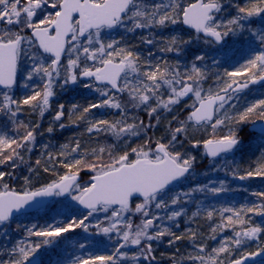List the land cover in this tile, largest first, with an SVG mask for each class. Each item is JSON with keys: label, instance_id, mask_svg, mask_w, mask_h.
<instances>
[{"label": "snow or ice", "instance_id": "obj_1", "mask_svg": "<svg viewBox=\"0 0 264 264\" xmlns=\"http://www.w3.org/2000/svg\"><path fill=\"white\" fill-rule=\"evenodd\" d=\"M229 8H234L236 14L226 20L220 19ZM254 18L264 20V0H247L243 4L232 3V0H168L150 5L144 0H0V88L4 89L0 91V115L8 118L17 133L13 137L0 134V165L15 169L27 163L22 152L30 153L36 147L37 137L43 135L38 131L39 123L29 125L18 119L25 106L38 110L42 117L52 108L51 101L58 94L57 89L69 85L83 83L84 88L95 91L100 99L87 105L73 103L68 106L70 110H66L64 104H58L46 131L52 133L56 125L63 129L84 122L90 134L110 132L123 141V146L113 144L91 149L82 146L79 140L73 141L74 147L63 145L59 154L65 161L72 157L71 162L61 163L67 171L43 187L23 194L13 191L4 182L6 176L11 177L14 173L0 171V187L3 188L0 191V225L10 221L15 211L37 197L67 195L87 209L80 218H69L67 222L44 228L37 225L26 228L28 238L43 239L39 243L20 241L11 249L10 258L0 264H32V258L41 247L76 229L85 233L94 229L96 234L110 240L115 237V240L111 253L78 256L72 264H140L141 261L150 264L156 260L153 242L163 241L165 237L170 245L185 239L194 242L196 253L187 256L191 264H245L256 255L254 251L242 249L250 241L264 236V222L256 224L250 217L246 218V214L264 217V192L254 193L262 198L260 204L221 211L223 222L211 228V239H217L218 229L220 232L231 229L232 235L223 237L218 247L209 249L207 241L195 231L177 235L163 221H176L184 215L183 208L170 210L171 206L181 205L183 198L191 197L193 192L218 194L225 190L223 184L220 187L204 185L182 195H170L171 186L186 178L197 163L191 150H180L186 141L192 148L202 146L204 154L216 161L242 145L240 125L264 121V99L249 104L242 111L232 103L250 85L264 83V50L234 71L225 70L223 75L217 73L215 87L205 88L209 75L198 63L205 60L204 56L196 55L191 67L182 70L179 61L175 64L168 61L153 63L151 51L144 57L136 50L137 45L125 43L123 37L105 38L107 32L117 28L135 33L184 25L194 30L187 38L174 34L166 40H158L152 38L151 31L148 36L140 37L143 44L162 43L159 51L182 53L197 40L221 42L229 35L242 33L246 30L244 22L251 23ZM256 35L264 45V28ZM25 59L29 66L22 72ZM241 73H247V76L237 79ZM36 80L40 83H34ZM17 87L30 91L17 98ZM125 95L127 102L122 99ZM185 98L192 99L191 104H185L192 109L186 120L173 115L172 120L177 126L173 128L172 120L168 121L167 142H163L164 137L153 141L148 136L149 129L159 125L163 112H173ZM129 104L133 109L144 111L149 122L145 124L142 119L132 117L134 122L129 123ZM101 108L118 110L120 118L111 121L90 118L94 110ZM230 110L234 111L230 114ZM205 124L212 127L213 133L223 125L228 128V133L202 140L191 138L189 129ZM260 133L264 136V127ZM142 134L146 139L135 147L124 139ZM41 147L47 149L48 145ZM89 153L96 157L95 161L88 159ZM104 154H107V160L102 158ZM46 155L54 167L53 154L46 152ZM35 163L39 166L41 160L37 159ZM82 168L93 173L86 183L79 179ZM49 170L46 162L44 171ZM30 171L35 170L30 167ZM253 177L264 178V153L237 178ZM162 210L170 212L162 216L159 214ZM98 213H103L104 219L91 224L90 218ZM224 213L231 215L225 217ZM213 215V211L207 212L208 219ZM135 217H139V223H134ZM86 247L84 243L79 244L80 249ZM132 248L138 251L130 255L125 249ZM260 253H264V244L260 246ZM172 260L177 264L176 257Z\"/></svg>", "mask_w": 264, "mask_h": 264}, {"label": "trees", "instance_id": "obj_2", "mask_svg": "<svg viewBox=\"0 0 264 264\" xmlns=\"http://www.w3.org/2000/svg\"><path fill=\"white\" fill-rule=\"evenodd\" d=\"M144 2L150 5L153 2L167 3L168 1L166 2L165 0H144ZM237 2L243 4L246 3L247 0H232V3ZM235 14V9L229 8L226 12L222 13L221 19L226 20L228 18H231ZM244 23L246 26V30L242 33L238 32L236 35H229L227 43L225 40L224 43L219 46L213 43H208V45L213 48V50H215L216 52L217 50H219V48H221V46H223L224 48L228 46L230 50L229 56H223V54H219L217 57H215L216 61L215 63L213 62L214 65H210L211 55H206L201 50V48H199L200 46H188L184 49V53L181 54V59L184 60H179V63H181L180 65L182 70L184 68L191 67V64L196 55L204 56L205 60L202 63H198L199 66L204 67L206 69L209 75V79L205 82V84L215 87L213 82L215 83V76L217 73L223 75L225 70L234 71L238 69L242 64L246 63L247 59L251 58L258 51H260V48H258L259 46H263L262 50H264V45L260 44L259 36L256 35L259 29L264 28V20L254 18L253 22L249 23L248 21H245ZM163 29L164 30H161V33L157 34L161 35L162 39L163 36L170 34L167 28ZM121 30L123 31L119 33L120 35L116 34V36H113V38L120 39L121 37H123L125 43L129 45H137L138 47L136 48V50L139 53L142 52L146 44L140 42V37L142 35H147L145 33H140L139 31H136L135 33H128L125 32L124 29ZM173 31L175 32V34H179L184 37L185 35H188L189 32L194 33V31L184 29L180 26L174 29ZM177 31H179V33H176ZM253 31L255 32L254 35H250ZM172 35L174 34H171L168 37ZM247 37H249V39H257L259 41L258 47L251 46L247 41ZM167 38L164 39L166 40ZM199 41L200 43H203V40H197L196 42L199 43ZM161 47H163L162 43L160 44V48ZM149 51L150 50L148 49L146 52ZM211 53H213V51ZM145 54L148 55V53ZM171 54L172 52H163L159 51L158 49V51L154 54V57H158L159 55H161V62L168 61L170 63L172 62V60L170 59V57L172 58ZM157 61H159V59H155L153 63ZM246 76L247 73H242V75L238 76L237 79H244ZM29 91L30 89H27L24 92L20 89V87H17V98H20L21 96L27 94ZM57 93L58 94L51 101L52 108L49 111L45 112L42 117L38 110H31L28 108V106H25V111L21 112L18 117L20 121L29 125L39 123L40 128L38 129V131L42 132L43 135H39L37 137L36 147L30 153L22 152L27 163H23L20 165L19 168L15 169L9 167L8 165H0V171L6 173H14V175H12L11 177L6 176L4 178V182H7L12 190H15L17 192H25L39 189L45 184L50 183L53 179H56L58 175H62L67 171V169H64L61 166V163L65 162V157L61 156L59 153L63 145H70L75 139L80 136L81 131L86 129V124L84 122H79L77 124H70L69 126L63 129L59 128V126L56 125L55 130L52 133H48L46 129L52 123V116L56 109V106L58 104H64L66 106V110H70L68 106L73 103L79 105H87L90 102H96L98 99H100V97L95 91H87V89L84 88L82 84L75 85L73 88H71V86L69 85L64 89H57ZM122 99L127 102L126 95L122 97ZM260 99H264V84L251 87L248 90L239 93L236 107L238 110L242 111L249 104ZM129 109H133L130 104L128 106L127 115H136L138 116V118L142 119L145 124L149 122V119L146 118V113L141 109H133V112H131ZM190 110L191 108L185 109L178 118L180 120H186ZM232 111L234 110H231L230 113ZM92 117L96 119H108L111 121L119 119L120 112L114 111L112 109L101 108L99 110H94L91 113L90 118ZM253 119H255V117ZM65 122L67 123V121ZM128 122L132 123L134 121L133 119H128ZM152 123L155 125V118H153ZM172 123L173 128L174 126H177V122L175 120H173ZM250 124L251 122H248L239 126V136L242 140V145L240 146V148L236 150L233 155H229L228 153L223 158H217L216 161L226 159L227 161H224L225 163H227L228 168L217 169L214 164V161L209 160L206 156H204L200 162H197L195 164L194 170L192 171L194 172V175L190 182H187L189 180H186V182L184 183H178L174 185L175 187L180 188V195H182L184 192H191L193 188L203 187L204 185H209L210 187H220L221 184H223V187L225 189L224 191L218 194H213L210 191H196L192 193L191 197H184V202L181 205H176V209L183 208L185 214L181 217H178L176 221H168L167 219L163 221V224L170 227L174 232H176L177 235H186L191 230L197 232L199 234V237H202L204 235L211 237L213 235V233L211 232V228L223 222L221 220L220 214L224 208H233L239 210L246 207H250L253 204H260L262 202V198L254 195V193L264 192V178L253 177L249 179H244L245 181H242L241 179L237 178L239 175H242L244 171L248 170L250 166L258 160L262 152L261 149L264 150V143L261 142L264 136L251 132L248 129ZM193 128L189 129L191 133V138L197 139L199 137H202L201 140L212 138L213 135L222 136L225 135L226 131H228V128L225 126H222L220 131H215V133H208L206 129H200L204 127L196 126ZM5 133L9 137L17 135V133L14 131V125L8 120L7 117L0 115V134ZM206 133L207 135H205ZM91 134L92 136L87 135V140L86 138H84L83 141H81L82 146L91 149L97 148L99 146L116 144V141L114 137L111 136L110 132ZM141 136L142 135L138 137L140 138ZM256 137L259 138L256 139ZM42 145H48V148L44 149L41 147ZM130 146L132 147L133 144L131 143ZM46 152H51L53 154V160L56 161L54 167L53 163L48 162V156L46 155ZM78 157L80 158L79 155ZM102 158L104 160H107V154H104ZM37 159L41 160V165L39 166L35 163ZM88 159L95 161L96 157L92 156L91 153H89ZM46 162L47 166L50 169L48 172L44 171V165ZM29 166L35 171H30ZM233 172L236 173L235 176L233 175ZM79 174L81 175V183L88 182L89 178L93 175V173L87 170L86 168H82ZM25 177H28L27 181L25 180ZM0 188V190H3L2 187ZM48 205L41 208L35 213L22 214L20 216H22L23 218H27L28 222H32L33 216L39 214L41 216L40 221L43 222V224H52L53 222H57L58 220H56V216H54L56 215V213L51 214L50 212L46 211L49 207ZM208 211L214 212L212 219L207 218ZM193 213H197V215H193ZM223 215L226 217L228 215H231V213H224ZM247 217H250L252 221L256 224L264 222V217L254 215L252 213H247L246 218ZM230 235H232L231 229H228L224 232H220L218 229L217 241H213L211 243H215V245L219 246L220 240L223 237ZM70 237H72V235H70ZM198 242L199 239L196 241V243ZM193 244V241L185 239L177 241L176 243L170 245L168 243V237H165L163 241L153 242V247L155 248L154 255L156 256V260L151 261L150 264H170L171 262H173L172 257L179 258L181 261L183 259V261L186 262L185 258L187 257V248L191 247ZM249 248L251 247H247V249L245 248L242 251H249ZM9 258V252H5L0 257V261L8 260ZM260 264H264V262Z\"/></svg>", "mask_w": 264, "mask_h": 264}, {"label": "rangeland", "instance_id": "obj_3", "mask_svg": "<svg viewBox=\"0 0 264 264\" xmlns=\"http://www.w3.org/2000/svg\"><path fill=\"white\" fill-rule=\"evenodd\" d=\"M166 2L168 0H165ZM194 1V0H192ZM222 18V14L220 15V19ZM260 19V18H257ZM179 26H172L167 28L170 32L169 35L171 34H175V32L173 31L174 29L178 28ZM180 27H182V25H180ZM183 28V27H182ZM123 28H117L115 30H112L111 32H107L105 34V38L106 39H114L113 36H116V34L120 35L119 33L122 32L123 30H121ZM166 29V28H165ZM164 30L163 28H157V29H144V30H137L140 33H145L147 36L149 35V32L151 31L154 35L152 38L154 39H162L161 35H157L158 33H161ZM176 33H179V31H177ZM254 31L252 32V34L250 35H254ZM167 34V33H166ZM164 34V35H166ZM169 35L163 36L164 38H167ZM188 35H185V38H187ZM120 38V36H119ZM165 40V39H164ZM225 41L227 43L228 41V36L225 37ZM247 41L251 46L254 47H258V43L259 41L257 39H249V37H247ZM195 47L200 46L199 48H201V50L206 54V55H211L210 56V65H214L216 58L219 54H223V56H229L230 54V50L227 47H223L221 46V48H219V50H217V52L215 50H213V48H211L208 43H205L203 41V43H199L198 42H194L192 44ZM190 45V46H192ZM219 46V45H218ZM160 48V44H156V45H148L146 44L143 48V51L140 52L142 54V56L147 57V55L145 53H149L146 52L148 49L155 54L158 49ZM258 48H260V50L263 49V46H259ZM146 50V51H145ZM213 51V53H211ZM182 53H177V52H172L170 59L172 60V64H175L177 61L179 60H184L181 59V54ZM160 57L161 55H159L158 57H152V60L154 62L155 59H159L160 61ZM214 62V63H213ZM181 64V63H180ZM29 66L27 59L24 60L23 64H22V72L24 69H27ZM242 75V73L240 74ZM21 82L23 83V78L21 76ZM34 83H40L39 80H36ZM213 84L215 85V83L213 82ZM71 88H73L75 85H70ZM210 85L205 84L204 83V87L208 88ZM20 89L22 91H26L27 89H24L22 87H20ZM87 89V88H86ZM87 91H90V89H87ZM93 91V90H91ZM238 102V98L233 100L232 103H237ZM192 103V99H188L185 98V101H183L180 105L176 106L175 110L171 113L169 112H163L161 114V120L159 125H155L154 127H152V129H150L148 131V136H150L152 138L153 141H155V139L159 138V137H164V141L163 142H167L168 136L166 134L167 132V123L168 121L172 120L173 115L179 117L180 114L187 108L190 107H186L185 104H191ZM114 111H118L115 109H112ZM131 112H133V109H129ZM231 111V110H230ZM231 114V113H230ZM146 118H148L147 114ZM132 117H138L136 115L134 116H129L128 114V119H132ZM140 119V118H139ZM168 120V121H167ZM173 122V120H172ZM173 124V123H172ZM174 126V125H173ZM223 125L219 126L216 131H220V129L222 128ZM87 127V125H85V128ZM176 127V126H174ZM194 129V128H193ZM200 129H206L209 132H213V129L210 125H205L204 128H200ZM198 129V130H200ZM228 131L225 132V135H227ZM87 135L92 136V134L88 133L86 131V129H84L83 131H81L80 136L75 139V140H79L80 143L81 141H83L84 138H86L87 140ZM207 135V133L205 134ZM112 137H114L116 144H121L123 146V141L122 140H118L115 136H113L111 134ZM202 137L197 138V140H201ZM253 138V137H252ZM259 137H256V139H258ZM125 140L128 141V145H130L131 143L133 144L132 147H135L137 144L142 143L146 137L142 136L139 137H125ZM137 139V140H135ZM181 139H184L181 138ZM254 139V138H253ZM255 139V140H256ZM262 143H264V137L261 140ZM263 145V144H262ZM70 146L74 147V144L71 143ZM181 151L184 150H191L192 153L194 155H196L197 157V162H200L202 160V158L204 156H206L204 154V149L203 147H199V148H192L191 145L188 142H185L184 148L180 149ZM261 154L264 153V150L261 149ZM234 153H229V155H233ZM260 154V155H261ZM75 156V158H79L77 154H73ZM72 157L70 156L69 159L65 162H71ZM226 159H221L219 161H214V164L216 166V168H228L227 163H225ZM227 161V160H226ZM194 172L190 173L186 178H184L183 180L180 181V183H184L186 182V180H189L187 182H190L193 178ZM245 181V180H242ZM1 189V188H0ZM37 190V189H36ZM3 191V190H0ZM33 191V190H32ZM180 188L179 187H171V192L170 195H180ZM49 207L47 208L46 211L50 212L51 214L56 213V220H58L57 222H53L51 225H56L58 223L61 222H66L69 218L75 219V218H80L83 215L86 214L87 211L82 210L81 208H79L78 204L76 201H73L71 199V197H67L65 199H60L59 197H56L53 201H51L48 205ZM176 205L171 206L170 210H176ZM170 210H162L159 212L160 215L162 216H166ZM156 211V210H154ZM85 212V213H83ZM32 219V218H31ZM104 219V214L103 213H98L95 216L90 218V222L91 224L95 225L97 223V221L99 220H103ZM134 219V223H139V217H135ZM27 218H23L22 216H18L13 220H10L8 222H6L3 225H0V257L3 255V253H7V252H11V249L14 248L20 241L22 240H26V241H31L33 243H39L43 238L40 237H31L28 238L27 237V232H26V228L31 227L32 225H37L38 228H44L47 225H49L50 223H45L43 224V222H41V216L39 214L33 216L32 222H28ZM260 224V223H257ZM70 235H72V237H70ZM87 238V239H86ZM202 238L207 241L208 244V248H213L216 247L218 245H215V243H211L213 241H217L211 239L210 236H202ZM114 240L115 237L112 238V240H110L107 236H102L99 234L95 233L94 229H90L89 232L85 233L83 231H81L80 229H76L74 232H69L66 234H63V236L61 238H53V243L49 244V245H44L43 247H41L38 251L37 254L35 256H40L42 258L43 264H72L73 260L76 257H87V256H92V255H106L112 252L113 247H114ZM262 241V243H261ZM80 243H84L87 245L86 248L84 249H80L79 248V244ZM264 244V236H262L260 238V240L257 241H250L247 245V247H251V249H255V248H260V246ZM126 251L130 252V255L137 252L138 249L136 248H132V249H125ZM207 250V249H206ZM243 250V249H242ZM196 253V249L194 247V244L191 246V248L187 251V256L188 255H195ZM34 256V257H35ZM186 260V264H191L190 261H187V257L185 258ZM177 262H181V260L179 258H176ZM183 261V259H182ZM129 264H131V262H129ZM140 264H149V262L147 261H141Z\"/></svg>", "mask_w": 264, "mask_h": 264}, {"label": "water", "instance_id": "obj_4", "mask_svg": "<svg viewBox=\"0 0 264 264\" xmlns=\"http://www.w3.org/2000/svg\"><path fill=\"white\" fill-rule=\"evenodd\" d=\"M195 2V1H193ZM184 28L187 29V26H184L182 25ZM191 30V29H189ZM194 31V30H193ZM208 39H212V38H208ZM224 42L221 41V42H213L214 44H217V45H221L222 43ZM263 83H257V84H252L249 86L250 87H253V86H258V85H261ZM248 88V89H249ZM2 89V88H0ZM247 89H245L244 91H246ZM192 111V110H191ZM190 111V112H191ZM264 127V121H257L255 124L251 123L248 127V129L253 132V133H256V134H261L260 133V129ZM208 159L211 160L210 157L207 156ZM79 179L81 181V175L79 174ZM15 191V190H13ZM35 191V190H33ZM17 192V191H16ZM21 194H23L24 192H19ZM56 196H50V197H37L34 201H30L29 205H26L25 207L21 208L20 210L18 211H15L13 216L11 217V219H13L15 216L17 215H21V214H26V213H34L36 211H38L39 209H41L42 207L46 206L48 203H50L53 199H55ZM69 196L65 195V196H59L60 199H65ZM78 204V203H77ZM78 206L84 210V211H87V209L83 208L82 205H79ZM10 219V220H11ZM255 253H257L256 255H253L251 256L249 259H247L245 261V264H255L256 262L258 261H261V260H264V253H260V250L258 251H255ZM32 264H42V261H41V258L40 257H33L32 258Z\"/></svg>", "mask_w": 264, "mask_h": 264}, {"label": "flooded vegetation", "instance_id": "obj_5", "mask_svg": "<svg viewBox=\"0 0 264 264\" xmlns=\"http://www.w3.org/2000/svg\"><path fill=\"white\" fill-rule=\"evenodd\" d=\"M84 82H88V81H84ZM82 85H83V83H81ZM208 159V158H207ZM210 160V159H209ZM212 160V159H211ZM178 183H180V181L179 182H177V183H174L171 187H173L174 185H176V184H178ZM191 247H189V248H187L188 250L190 249ZM246 249H247V247H246ZM187 250V251H188ZM258 250H260V248H255V249H251V248H249V251H246V252H255V251H258ZM262 262H264V260H261V261H258V262H256L255 264H260V263H262ZM170 264H174V261L173 262H171ZM177 264H179V262H177Z\"/></svg>", "mask_w": 264, "mask_h": 264}]
</instances>
